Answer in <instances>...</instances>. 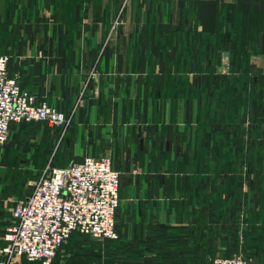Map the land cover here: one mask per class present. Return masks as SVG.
<instances>
[{
    "label": "crops",
    "instance_id": "obj_1",
    "mask_svg": "<svg viewBox=\"0 0 264 264\" xmlns=\"http://www.w3.org/2000/svg\"><path fill=\"white\" fill-rule=\"evenodd\" d=\"M0 53L10 56L11 72L37 103L70 118L65 130L12 125L10 137L36 138V165L51 157L45 143L57 151L56 167L111 156L121 175L117 242L125 261L160 264L156 255L182 248L193 255L188 264H201L204 252L219 255L216 226L214 240L196 214L203 103L182 79L197 82L202 73L181 63L209 58L214 74L232 78L242 62L244 90L264 94V0H0ZM239 107L236 137H264V96ZM254 128L259 134L251 136ZM6 152L5 169L23 163L17 152ZM2 180L0 248L11 208L30 191L26 177L19 186L3 187ZM76 234L71 238L82 239ZM14 262L42 264L23 256Z\"/></svg>",
    "mask_w": 264,
    "mask_h": 264
},
{
    "label": "built area",
    "instance_id": "obj_2",
    "mask_svg": "<svg viewBox=\"0 0 264 264\" xmlns=\"http://www.w3.org/2000/svg\"><path fill=\"white\" fill-rule=\"evenodd\" d=\"M43 122L65 130L68 115L35 96L11 72L10 56L0 53V144L14 123ZM120 172L111 156H86L63 167L48 165L29 193L16 200L11 220L4 227L6 245L0 248V264H15L19 256L51 264L62 245L76 232L93 238L118 239ZM208 264H264L241 252L216 255Z\"/></svg>",
    "mask_w": 264,
    "mask_h": 264
},
{
    "label": "trees",
    "instance_id": "obj_3",
    "mask_svg": "<svg viewBox=\"0 0 264 264\" xmlns=\"http://www.w3.org/2000/svg\"><path fill=\"white\" fill-rule=\"evenodd\" d=\"M181 65L186 70L197 69L196 71L202 73L197 82L182 78L188 87V94L200 98L204 110L203 145L197 156L198 174L195 178L197 189L201 187V201L196 213L197 216H201L198 223L204 226L202 230L207 228L208 232L213 233L214 240L215 226H221L217 240L228 242L231 236H235L233 241L236 243L239 240V237H236V220L244 214L251 224V230L245 233V257L264 261V137H236L237 134L233 131L235 128L233 123L242 122L241 111L240 109L236 111V107L247 102L256 104L262 100L264 94L255 92L248 94L244 90L243 84L247 83V77H242V62L237 66L240 76L232 78L214 74V69L209 68L211 65L209 58L205 63L188 60ZM199 82L202 86L201 91ZM229 127L232 128L231 131H228ZM237 128L241 132L238 136L242 135V126ZM250 131L251 136L259 134L257 128ZM245 185L250 190L248 194L243 192ZM77 234L82 238L87 236ZM78 238H72L68 249H76L77 241L80 240ZM116 244L119 245L117 240ZM124 249L120 245L118 250L121 252ZM233 252L223 255L231 256ZM110 253L114 254V251ZM184 254V248L167 249L156 255L153 262L188 264L193 255ZM204 256L205 252L201 254V261L205 260ZM87 258L77 260L76 263H91L93 257Z\"/></svg>",
    "mask_w": 264,
    "mask_h": 264
},
{
    "label": "rangeland",
    "instance_id": "obj_4",
    "mask_svg": "<svg viewBox=\"0 0 264 264\" xmlns=\"http://www.w3.org/2000/svg\"><path fill=\"white\" fill-rule=\"evenodd\" d=\"M13 142L17 145L11 148H9L8 146L9 149H7V144H11ZM45 144L46 147H48L47 149L52 152L50 159L42 167L36 165V150L34 151V147H36L37 143L35 137H9V139L5 143L0 144V148H2L4 151L3 153L1 152L0 158H2L5 153H7L6 151H8V154H14L15 152H17L20 162L23 161V163H21L20 165L18 162H16L15 166L17 165V167L15 168H13L14 164L8 169H5V167L0 165V177H2L3 180L5 178V181L2 180V182L4 183L3 187L8 185V182H12L15 186H19V179L26 177L27 180L25 182V186L28 189H31L38 177L47 170L48 165L53 164V160L57 155V151L53 153V147L51 143ZM55 145H57V142H55ZM55 145H53L54 149ZM243 192L246 194L250 192L246 185L243 188ZM16 197L17 196L11 198V204H14ZM236 221V237H239V240L235 243L233 241L235 236H231L228 242L217 241L215 243L216 247L214 246V250H216L217 254H230L234 251L233 253L241 252L244 256H246L244 254V249L246 247L245 233L246 231L251 230V224H249L244 214H242ZM220 230L221 226H216V233H218V231ZM116 240L117 239L110 240L107 238H93L90 236H84L82 239L77 241L76 249L70 250L68 249V245L72 241V238H70L62 245L61 249L55 256L51 264H77V260H85L88 259L87 257L89 256L93 257L90 261L91 263L89 264H105L104 262H112L114 264H140V262L137 261L133 263L125 261L122 253L118 250L120 249V245L116 244ZM110 251H114V254H111ZM115 252H117L118 254ZM211 257L212 255H207V257H205V261H203L201 264H208ZM252 260L253 262H257L259 261V258H254Z\"/></svg>",
    "mask_w": 264,
    "mask_h": 264
}]
</instances>
